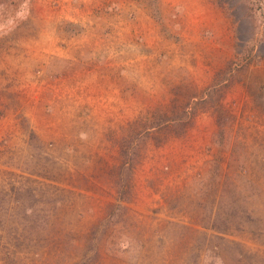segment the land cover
Here are the masks:
<instances>
[{"label": "rangeland", "instance_id": "obj_1", "mask_svg": "<svg viewBox=\"0 0 264 264\" xmlns=\"http://www.w3.org/2000/svg\"><path fill=\"white\" fill-rule=\"evenodd\" d=\"M217 260L264 264V0H0V264Z\"/></svg>", "mask_w": 264, "mask_h": 264}, {"label": "crops", "instance_id": "obj_2", "mask_svg": "<svg viewBox=\"0 0 264 264\" xmlns=\"http://www.w3.org/2000/svg\"><path fill=\"white\" fill-rule=\"evenodd\" d=\"M200 2V1H199ZM199 4V3H198ZM203 10V8L201 7V5L199 6V8H198V11H202ZM212 10V9H211ZM16 65V64H15ZM14 65V66H15ZM20 66H16V68L14 69V70H18V68H19ZM15 75V74H14ZM8 103V102H7Z\"/></svg>", "mask_w": 264, "mask_h": 264}, {"label": "trees", "instance_id": "obj_3", "mask_svg": "<svg viewBox=\"0 0 264 264\" xmlns=\"http://www.w3.org/2000/svg\"><path fill=\"white\" fill-rule=\"evenodd\" d=\"M145 125H153V122H151L150 124L149 123H146ZM182 130H183V128H182ZM182 133V132H181Z\"/></svg>", "mask_w": 264, "mask_h": 264}, {"label": "clouds", "instance_id": "obj_4", "mask_svg": "<svg viewBox=\"0 0 264 264\" xmlns=\"http://www.w3.org/2000/svg\"><path fill=\"white\" fill-rule=\"evenodd\" d=\"M217 264H219V260H217Z\"/></svg>", "mask_w": 264, "mask_h": 264}]
</instances>
